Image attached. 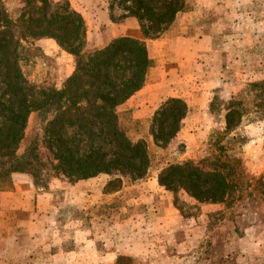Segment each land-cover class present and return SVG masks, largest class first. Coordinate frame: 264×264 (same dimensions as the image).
Masks as SVG:
<instances>
[{
	"label": "rangeland",
	"instance_id": "obj_1",
	"mask_svg": "<svg viewBox=\"0 0 264 264\" xmlns=\"http://www.w3.org/2000/svg\"><path fill=\"white\" fill-rule=\"evenodd\" d=\"M1 1L12 18L21 14V1ZM65 1L77 10L82 2L49 0L50 12ZM112 2L106 0L87 11L91 15L86 20L88 53L109 45L98 44L97 28L101 11H110ZM183 13L189 14L186 24L198 36L196 43L212 46L186 61L179 69V81L173 83L172 94L188 105L181 131L167 147L155 145L150 133L155 112L149 108L164 101L157 104L151 95H138L118 109L129 138L147 144L150 169L146 177L135 182L124 179L115 192L106 189L116 178L108 175L78 187L80 181L70 182L53 170V157L43 144L45 126L52 117L41 112L29 117L20 152L37 144L43 166L23 175L36 192L38 221L54 229L48 230V238L64 239L67 252L75 249L71 259L60 254V264H264V120L255 113L236 131L225 133L229 103L249 85L264 81V0H186L180 16ZM120 15L115 11V24L127 19ZM189 32L184 28V35ZM42 40L52 43L42 47L38 41L40 52L25 69L32 82L61 89L75 70L74 58L54 40ZM147 48L155 66L144 88L158 78V67L166 73L175 71L170 52L159 54ZM222 145L227 148L224 153L219 149ZM189 161L232 165L239 176L233 199L225 204H200L185 191L171 192L159 185L163 169ZM11 177L0 180L3 190L11 185ZM34 215L26 212L27 220ZM9 220L15 222V216ZM75 240L82 243L77 245Z\"/></svg>",
	"mask_w": 264,
	"mask_h": 264
},
{
	"label": "trees",
	"instance_id": "obj_2",
	"mask_svg": "<svg viewBox=\"0 0 264 264\" xmlns=\"http://www.w3.org/2000/svg\"><path fill=\"white\" fill-rule=\"evenodd\" d=\"M18 1L22 12L12 18L0 0V180L15 173L33 174L43 166L37 144L20 152L33 112L52 117L46 123L43 144L53 157V170L70 182L113 176L106 187L112 192L120 190L124 179L135 182L146 177L150 169L147 144L129 138L118 109L144 88L155 66L145 40L164 37L184 12L186 0H113L112 19H116L115 11L121 12V18H136L145 40L119 37L90 53L86 52L85 20L69 2L50 12L49 0ZM42 39L54 40L74 58L75 70L61 89L32 82L25 69L34 64L40 52L36 43ZM255 113L264 120V81L249 85L229 103L225 133L236 131ZM187 114L184 100L164 101L152 118L155 145L167 147ZM219 149L227 150L223 145ZM217 162L168 165L158 183L171 192L185 191L200 204L228 203L239 189V176L232 165Z\"/></svg>",
	"mask_w": 264,
	"mask_h": 264
},
{
	"label": "crops",
	"instance_id": "obj_3",
	"mask_svg": "<svg viewBox=\"0 0 264 264\" xmlns=\"http://www.w3.org/2000/svg\"><path fill=\"white\" fill-rule=\"evenodd\" d=\"M101 3L105 4L106 0H82L79 4L80 9L75 10L83 16L86 24V20H91V15L87 11L96 8ZM110 11L106 8L101 11L102 22H99L97 28L101 39L97 40L98 44L104 45L119 37L145 40L136 18L128 17L122 23L115 24ZM86 13L89 14L88 17ZM189 20V14L183 13V16L179 14L174 23L175 28L166 37L145 40L151 50L158 51L159 54L160 52L171 53L172 67L175 71L166 73L163 67H158V78L151 80L148 87L139 91L127 103H131L138 95L143 94L151 95V100L157 104L165 99L177 98L172 94L175 91L172 86L173 83L177 84L179 81V69L182 70L186 61H192L194 55L209 51L212 46L196 43L198 36L191 34V28H188L186 24ZM184 28L190 31L188 35H184ZM40 43L43 47V45H51L52 41L41 40ZM158 55L155 58H158ZM159 107L149 108V110L155 112ZM85 181L89 183V180H84L77 183V186L85 187ZM7 187L0 191V264H60V254H65L66 259H71L75 249L65 251L64 239L56 242L52 237L48 238V230L54 229L38 221V205L35 204L36 192L26 180V176L20 173L13 174L11 185ZM28 211H32L35 215L27 220L26 212ZM13 215L15 222L9 220V217ZM77 231L81 233V229ZM74 243L79 245L82 241L75 240Z\"/></svg>",
	"mask_w": 264,
	"mask_h": 264
}]
</instances>
